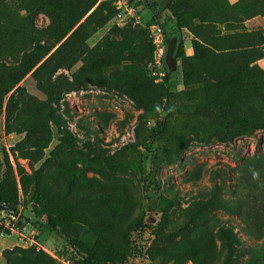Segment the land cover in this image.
Wrapping results in <instances>:
<instances>
[{
  "label": "rangeland",
  "instance_id": "obj_1",
  "mask_svg": "<svg viewBox=\"0 0 264 264\" xmlns=\"http://www.w3.org/2000/svg\"><path fill=\"white\" fill-rule=\"evenodd\" d=\"M235 2L0 0V66L38 48L35 67L6 98L13 114L0 115V188L17 203L16 215L0 209V264H83L47 229L61 212L76 219L78 236L126 234L133 251L125 264H249L245 250L261 251L264 0ZM167 5L189 59L186 68L172 59L171 39L161 51L180 98L167 134L150 143L165 89L144 73L149 6ZM214 182L225 207L191 216ZM223 228L229 241L238 238L228 262Z\"/></svg>",
  "mask_w": 264,
  "mask_h": 264
},
{
  "label": "trees",
  "instance_id": "obj_2",
  "mask_svg": "<svg viewBox=\"0 0 264 264\" xmlns=\"http://www.w3.org/2000/svg\"><path fill=\"white\" fill-rule=\"evenodd\" d=\"M242 0H236L235 4H239ZM149 10L151 12V20L148 23V26L151 24H156L162 28L167 29L168 35L166 36L165 46L167 47L168 41L171 39L177 45L173 46L169 49V54L171 55L174 61L180 60L183 62L184 68H186V61L189 59L185 56L181 38V30H182V23L180 19L172 13L170 6L167 5L165 9H159L157 7L149 6ZM169 11V14H168ZM246 15V14H245ZM247 16V15H246ZM254 17V15L252 16ZM152 56H150V60H148L146 64V77L148 80L153 84L154 78L149 74L147 70V65L150 61L153 60L155 55V48L152 44V40L150 41ZM43 49V48H41ZM38 48L31 52H25L21 58V60L14 65H1L0 66V115L4 110L6 114V118L10 117L16 105L13 103V99L10 96L9 99L6 101L8 95L11 94L13 90H15L16 86L21 82V80L35 67L37 63V58L35 57ZM259 74H263V72L258 69ZM167 74L164 75L162 82L155 83L158 84L156 86H164V96L161 100V105L163 107V111L165 113L164 119L159 122L151 134V141L150 143L156 142L158 139H161L165 136L168 132V125L170 120L174 117V105L176 100L180 98V95L175 93L174 86H170L168 82ZM191 85V78L188 74V71L183 72V87L188 88ZM188 101L194 100L193 92L187 91L186 96ZM193 115L196 112H191ZM239 128L241 130L249 131L248 128L245 127L243 124H239ZM219 137L225 139V134L220 133ZM145 146L144 143H142ZM2 178V177H1ZM221 188L217 183H213V186L207 192H199L198 193V200L196 201L195 205L193 206V210L191 212V216L196 215L197 212L202 210H219L225 207L223 199L220 195ZM16 198L15 196L11 195L9 192L4 191L0 188V209L7 208L11 210L14 215L17 214L16 209ZM264 208H260L256 211V213L264 212ZM60 212V211H59ZM65 215V218H47V229L55 235H59L64 243L70 248L75 254H77L81 262L83 264H125L127 258L131 257L132 255V244L129 241V238L126 234H115L110 233L107 231L95 233L94 236L91 238H86L84 236H78L70 231L71 227V220H76L74 218H70L69 214L65 212H61ZM256 217L262 219L264 223V213L256 214ZM242 221L247 225L250 224L246 220V212L242 216ZM22 223V222H21ZM143 224V216H139L135 223L134 229H140ZM63 225L66 227V230H59V226ZM254 226V225H253ZM251 227V226H250ZM264 228V227H263ZM1 229V228H0ZM226 234H224V232ZM259 231V230H258ZM264 231V230H263ZM230 233L226 229H221L218 231V240L220 243V249L225 254L226 261H230L237 251L236 247L234 246L237 243V236L233 235L232 238L234 240L229 241L226 237L227 234ZM249 237H253L256 233H246ZM176 235V232L166 233L164 237L171 238ZM264 239V234L262 235ZM264 244V241H263ZM246 254H249V264H252L255 260L256 264H264V245L262 246L261 251H257V248L250 246L248 249L245 250ZM253 252V254H252ZM255 252V253H254ZM251 256V257H250Z\"/></svg>",
  "mask_w": 264,
  "mask_h": 264
},
{
  "label": "built area",
  "instance_id": "obj_3",
  "mask_svg": "<svg viewBox=\"0 0 264 264\" xmlns=\"http://www.w3.org/2000/svg\"><path fill=\"white\" fill-rule=\"evenodd\" d=\"M150 31V37L152 44L155 48V55L153 60L147 65V70L149 74L154 78L155 83L162 82L165 75V68L162 61V49L164 48L166 36L168 35L167 29L162 28L156 24H151L148 26ZM160 53V54H159Z\"/></svg>",
  "mask_w": 264,
  "mask_h": 264
},
{
  "label": "crops",
  "instance_id": "obj_4",
  "mask_svg": "<svg viewBox=\"0 0 264 264\" xmlns=\"http://www.w3.org/2000/svg\"><path fill=\"white\" fill-rule=\"evenodd\" d=\"M230 2H233V1H236V0H229ZM254 20V19H253ZM256 21V20H255ZM260 65H263V67H264V60L262 59L261 61H260Z\"/></svg>",
  "mask_w": 264,
  "mask_h": 264
}]
</instances>
